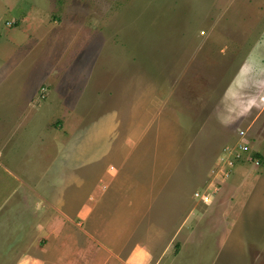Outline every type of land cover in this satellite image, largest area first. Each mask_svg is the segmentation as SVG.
Segmentation results:
<instances>
[{"label":"rangeland","instance_id":"rangeland-1","mask_svg":"<svg viewBox=\"0 0 264 264\" xmlns=\"http://www.w3.org/2000/svg\"><path fill=\"white\" fill-rule=\"evenodd\" d=\"M27 3L35 26L22 48L25 84L30 74H46L53 90L41 99L49 100L45 112L16 111L17 99L2 112L21 118L0 123V264L40 263L33 252L44 229L43 191L18 198L22 186L45 183L36 171H53L57 148L44 154L39 141L54 130L69 139L62 123L73 116L51 111L64 85L79 87L69 100L77 107L69 131L103 115L111 123L115 114L113 165L141 170L153 189L145 198L157 195L146 216L159 229L150 219L136 224L130 244L147 245L154 263L162 254L159 264H264V0H21L17 7ZM7 18L0 15V28ZM75 67L85 78L73 77ZM238 128L258 165L237 162L218 182L222 151L236 143ZM163 217L168 222L158 223ZM73 248L92 250L78 233Z\"/></svg>","mask_w":264,"mask_h":264},{"label":"crops","instance_id":"crops-1","mask_svg":"<svg viewBox=\"0 0 264 264\" xmlns=\"http://www.w3.org/2000/svg\"><path fill=\"white\" fill-rule=\"evenodd\" d=\"M8 2L10 4L0 0L3 8L7 5L0 15L4 12L8 15L4 20V28H0V123L6 120L12 121V125H17L21 117H3L2 112H8L14 106L12 102L15 99L19 105L16 106V111L45 112L46 107L50 105L49 100L42 103L41 99H45L46 93L53 90V87L47 84L46 74L41 73L30 74L25 84V50L22 48L25 47L26 36L35 26L29 23L31 19L27 18L33 9L29 3V8L17 7L21 5V0ZM73 63L77 65L76 62ZM71 72L73 77L85 78V73L84 76L78 74V67L71 69ZM55 76L59 80L64 78L63 73H57ZM31 84H34L35 89L39 87L41 94L35 92L33 95V91L29 94L25 86ZM64 87L66 92L61 90L59 93H53L56 104L54 107L59 108H53L51 111L70 112L67 118L73 116L72 121L67 120L62 125L71 130V127L77 124V107L75 100L74 103H69V100L72 90L79 87ZM64 92L65 96H62L60 93ZM27 94L31 96L26 98ZM36 96L39 98H35ZM103 117L104 115L95 122H86L80 130H68L67 142L63 136L56 138L55 130L53 136L39 141L45 146L44 154H50L52 146L57 148V156L50 157L55 161L53 171L46 175L36 171L34 174L41 176L40 179L45 183L22 186L21 197L18 198L25 201V198L34 195L35 190L43 191L40 198L44 197V209L39 222L41 221L44 229L41 235L35 237L43 243H39L37 250L33 252L39 264H159L163 256L161 254L154 263L155 254L147 245L128 242L138 236L135 231L136 224L151 220L146 213L159 204L156 194L149 199L145 198L146 193L153 189L142 179L141 170L136 172L130 167L128 170L124 167L115 168L113 165L115 159H118V154L112 152V149L116 148V143L113 142L114 133L117 131V121L113 119L116 115H112L111 123L105 122ZM6 118L12 120L8 121ZM60 121L55 122L56 127L60 126ZM73 134L77 140L72 139ZM111 166L114 171H110ZM168 218L163 217L157 221L166 223ZM151 223L154 229H159L155 222L151 220ZM77 233L92 246V250L82 251L80 255L74 251L73 244ZM80 256L84 259L80 260Z\"/></svg>","mask_w":264,"mask_h":264},{"label":"built area","instance_id":"built-area-1","mask_svg":"<svg viewBox=\"0 0 264 264\" xmlns=\"http://www.w3.org/2000/svg\"><path fill=\"white\" fill-rule=\"evenodd\" d=\"M236 136L238 138L236 143L226 146L222 151L223 156L219 161L220 167L216 170V174H220L221 176L218 182H222L230 176L231 170L237 162L254 163V165H258L257 158L248 151V144L245 140L246 137L243 129L238 128L236 130ZM215 187L218 189V184H216ZM217 189H215V191ZM194 196L204 203L210 202L209 196L203 192H195Z\"/></svg>","mask_w":264,"mask_h":264},{"label":"trees","instance_id":"trees-1","mask_svg":"<svg viewBox=\"0 0 264 264\" xmlns=\"http://www.w3.org/2000/svg\"><path fill=\"white\" fill-rule=\"evenodd\" d=\"M254 157L260 159V156L258 154H254Z\"/></svg>","mask_w":264,"mask_h":264}]
</instances>
